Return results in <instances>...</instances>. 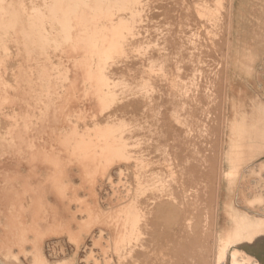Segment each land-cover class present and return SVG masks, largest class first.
Segmentation results:
<instances>
[{"label": "rangeland", "instance_id": "1", "mask_svg": "<svg viewBox=\"0 0 264 264\" xmlns=\"http://www.w3.org/2000/svg\"><path fill=\"white\" fill-rule=\"evenodd\" d=\"M5 1L8 8L12 5L10 9L7 8L8 10L5 7ZM63 1L0 0L1 5L4 6L0 5V17L4 20L0 19L1 22L3 21V23L0 22V264H63L62 262L65 264H264V0H222V2H220L221 0H125V2L118 0L122 4L128 2L129 7L128 4L123 6L117 0H115L117 2L115 4L112 0H86L87 2L66 0L65 3ZM94 1L98 6L94 5L96 7L93 9ZM57 2L59 3L57 4ZM104 2L105 4L107 2L106 6ZM99 3L103 5L101 6ZM119 4H121L119 9L117 7L115 9V6ZM63 5H70L71 8L67 6L63 9ZM89 5H92L93 11ZM99 5L104 7L105 10L102 8L104 12L102 9L99 10ZM72 6L76 12H73ZM78 7L81 13L84 10L82 14L85 16L78 11ZM108 7L111 9L109 10ZM126 7H128L127 10ZM58 8L63 9L64 11L61 12L65 14L61 16L62 13ZM86 8L88 9L86 10ZM95 8L99 14L101 12L105 15L100 14V17H97ZM121 8H125V12L120 10ZM70 9L72 10L70 11ZM9 10H12L13 14ZM118 10L120 13L122 11V14ZM4 13L5 16L6 14L8 16L5 17ZM78 13L81 15L79 16ZM91 13L94 15L93 17L96 16L95 20ZM112 14L113 16H111ZM11 15L16 17L12 16V19ZM64 15L65 17H63ZM68 15L71 16L67 17ZM117 15L119 19H117ZM57 16H60V19L63 18V21H59ZM214 16L216 17L214 18ZM72 17L75 20H72ZM88 17H92L93 22ZM17 18L24 20L21 21ZM30 18L33 20L32 26L27 22L31 21ZM113 18L115 21H112ZM64 19L69 24L71 20L73 21L71 25L67 23V26L64 25L65 30L62 25V23L65 24ZM83 20L86 22L84 25L86 24L85 26L90 29L80 25L81 22H84ZM100 20H105L108 24L105 21H102V23L104 22L102 24ZM88 22L93 23L94 26L98 25L97 28L90 27ZM109 22L117 25L113 26ZM4 23L8 25L5 24V26ZM9 23L11 26L15 25L14 31L10 28ZM22 23L24 30H22ZM124 23L127 24V27ZM206 23H209V26ZM27 24L32 30L26 26ZM135 24L138 29L142 26L141 30L134 27ZM128 25L136 28L134 30L131 27L137 35V40H134L136 36H133L134 33ZM69 26L75 27L72 29ZM99 26H101L102 32L99 30ZM66 27L70 30H67ZM122 27L127 29L123 28L124 32H121L123 31L120 30ZM3 28L6 30L9 28L7 33ZM85 28L88 29L87 32H85ZM93 29L99 31L94 32ZM108 29L109 31H107ZM82 31L86 33V36ZM138 31H140V36ZM141 31L144 33L142 34ZM36 32L38 33L36 34ZM127 32H131L129 37L132 36L135 44L131 40L132 38L127 36ZM78 33H81L80 36L76 35ZM88 33L95 34L89 35ZM96 33L100 38L96 37ZM65 34L64 40L67 41L62 40ZM100 35L102 37L106 35L107 38H102ZM121 35L122 37L127 36L130 40L125 37L127 39L125 42L131 41L132 46L136 45L133 46L135 48L129 46L131 48L128 47V50L129 42L125 43ZM68 36L70 37L67 39ZM120 37L122 38L120 40L124 42L123 45L118 41ZM151 38L156 41L157 45H155V41L154 44L152 43ZM75 39L79 40L76 42ZM96 40L101 44L95 42ZM192 40L201 43L198 45L199 49L196 45L199 43L197 41V43H191ZM172 41L173 43H171ZM115 43H120L122 46L117 44L118 47ZM143 43L145 46H151L152 43L154 47L158 46V48L153 49V45L145 48L142 46ZM148 43L150 44L148 45ZM176 43H183L180 45L181 47L179 46L180 49ZM59 44L62 45L59 46ZM160 44L162 46L159 47ZM168 44L172 46L169 47ZM190 44H193L196 51H193ZM138 45L140 46L138 47ZM142 47L144 55L149 54V57L145 55L146 59L143 52L140 51ZM120 48L122 50H119ZM133 49H136L137 52ZM138 49L142 54H137ZM149 49L153 51L150 52ZM161 49L164 50V53ZM190 49L196 52L192 55L197 59L191 57ZM154 50L158 55L161 51L160 55L152 54ZM198 50L203 53L200 54ZM127 52H133V54L131 53L133 60L130 57L131 54H127ZM174 52H179L180 54L177 53V55L179 54L181 58ZM204 54L206 59L203 58ZM121 55L124 58H121ZM127 55L129 58L125 57ZM173 55L174 58L177 57L174 59ZM177 58L179 61L181 60L182 64L178 61L179 65L175 61ZM113 59H117L115 61L118 62L114 63ZM147 59L150 61L157 59L159 64L154 60L156 65L152 60L155 68L151 66L152 62L150 61L148 66ZM72 60L74 63L71 62ZM110 61L115 64V67ZM140 61H142L141 64ZM143 61L149 70L153 67L151 71H147ZM172 61L176 62L178 67L182 65V68L177 67L176 69V64ZM167 62L171 64V67L170 64L168 66L164 64ZM184 62L189 64L186 65ZM142 63L146 73L145 69H141ZM192 64H196V66L193 67ZM110 65L115 69H111ZM128 65L130 66L127 67ZM133 65L136 67L134 68ZM159 65L161 67H158ZM118 66L121 67L120 70ZM124 66L126 69H123ZM100 67L102 72H100ZM103 68L105 69L103 70ZM167 68L171 74L166 72ZM173 68L176 72L180 69L179 72L181 71L180 74L183 76L175 73ZM153 69L156 74L160 70L167 73L168 79L164 76L161 78V72L158 75L161 78L159 80L165 79L166 82H163L166 83V87L162 81H156L159 77L155 78L157 76L155 72V77L154 74H150L153 73ZM183 69L189 72L187 73ZM113 70L115 73L112 75L116 78L115 81L110 75L114 72ZM127 70H129L128 73L131 72L124 75L127 74L125 72ZM104 71L105 74L108 72L111 79L108 74L105 77ZM140 73H145V75L140 76ZM121 74L123 75L121 76ZM135 74L140 79L134 76ZM194 74L195 76L198 74L194 79L199 84L193 81ZM118 75L121 78L118 79ZM129 75L131 80L134 77L137 78V84L132 82L135 80H125V78H129ZM200 75L203 78H200ZM152 76L154 78L150 79ZM178 78L182 80V82L179 81L181 84L178 83L179 88L176 81ZM117 79L119 81L121 79V82L116 81ZM147 81L151 84L148 85ZM104 82L106 86L103 84ZM115 82L119 85H115ZM142 82L147 83L144 84L148 85V88L150 87L149 90L144 84L141 85ZM189 82L190 86H188ZM120 83L122 85L130 83L131 89L130 85L120 86ZM104 86L106 89H110L109 91L112 86L113 90H117L116 87H118L117 91H122L123 87H126V91L131 92L135 99L130 94H126L125 90L117 95L116 90L113 94L114 91L108 92ZM143 86L145 90H143ZM184 87L187 89L184 90ZM173 88L176 98L169 102L167 98H174L169 95L175 93ZM146 90L150 92L149 94H154L147 96ZM202 90L204 94H201ZM105 94H108V97ZM120 94L121 98L125 94L124 98L127 99L123 101V98L120 102ZM138 94H142L141 97ZM145 94L146 98L143 97ZM159 94L160 96H158ZM164 94H168L169 97L164 99L166 97ZM189 95L195 99H190ZM117 96H119L120 103L117 101ZM130 96L136 101L134 102ZM103 97L112 98L119 104L111 99L106 101V98ZM144 98L147 100L144 101ZM182 99H187L190 104L185 106L187 101ZM50 100L55 101L56 105ZM143 102L146 103V107H143ZM148 102L151 104L148 105ZM112 103L117 106H112ZM110 105L111 107H109ZM147 105L149 107L152 105L151 114L149 113L150 108L147 110ZM183 106L185 107L183 108ZM115 108L116 111L118 110L117 112H115ZM167 108L179 112V115L174 112L178 116L183 114L178 117V122H175L174 119L170 120L171 115L168 118L167 114L170 111L168 109L167 113ZM182 108L184 110L180 111ZM186 108L187 111H185ZM146 111H148V115ZM111 112H115L112 113L113 118L111 117L113 123L108 119L110 117L105 116H111ZM136 113L138 117H136ZM141 113H143V117H141ZM202 115H204L203 118ZM144 116L148 119L153 118V121L149 122ZM184 116L187 120L184 119ZM106 118L108 123H104ZM142 119L147 122L140 121ZM120 120H122V125L119 123ZM129 120L131 121L129 122ZM144 123H147L148 126L150 124L156 130L153 128L149 130L148 128L151 127ZM112 124L115 127L111 126ZM143 124L145 128H143ZM155 124L158 127L154 126ZM189 124L191 125L189 126ZM130 125L133 127L131 128ZM172 125L176 127V131L180 130L176 134L177 137L174 138L175 134L173 133L176 132H173L175 127ZM105 126L112 128L104 129ZM169 127L173 130L171 131ZM138 128L139 130H137ZM111 129L112 131H110ZM123 129H126V134ZM143 129L145 130L143 131ZM104 130H108L110 133L107 131L105 133ZM113 130L117 132L114 133ZM118 133L122 136V141ZM113 134L115 135L113 136ZM185 136L186 138H184ZM97 140H100L99 143ZM126 142L132 146V149L134 147V150L131 147L129 149ZM100 143L104 144L101 145L103 149L104 147H108V149L104 151L102 147L98 146ZM133 144L136 145L133 146ZM117 145H120L119 149ZM122 145H124V149H122ZM112 147L113 149L117 147L120 151L123 150L121 153L124 155L120 151L114 150L120 154L115 153ZM133 155L136 156L133 157ZM125 157H130V159L133 157V159L122 160ZM151 159L152 162H150ZM107 170L110 172L108 173ZM162 171H165V176ZM152 172L157 177L156 179L153 178ZM167 173L168 176H166ZM151 175L154 180L149 179ZM158 178H160V183ZM161 178L163 181L167 178V182L162 181L161 183ZM139 182L140 186H138ZM155 182L158 184L155 185ZM138 190L142 194L138 193ZM142 190L147 192L144 193ZM144 204L145 206H143ZM128 212L131 213V216ZM128 217L132 219L130 220ZM125 219L130 220L127 228L128 230L131 228L132 233L125 232L127 231ZM238 229L240 231L237 232L238 236L249 237L251 240L242 239L237 241L238 243L232 242L229 246L230 252L226 256L227 236ZM234 238L237 239V235ZM21 239H23L22 242ZM16 243L20 244L16 245ZM1 249L5 250V253L1 252ZM40 255L43 258L41 261L39 260Z\"/></svg>", "mask_w": 264, "mask_h": 264}, {"label": "bare ground", "instance_id": "2", "mask_svg": "<svg viewBox=\"0 0 264 264\" xmlns=\"http://www.w3.org/2000/svg\"><path fill=\"white\" fill-rule=\"evenodd\" d=\"M64 1H66V0H64ZM64 1H63V2H64ZM80 1H81V0H80ZM83 1L85 2L86 0H83ZM99 1H100V0H99ZM103 1H104V0H103ZM105 1H106V0H105ZM110 1H111V0H110ZM112 1H114V3H113V2H112V3L115 4L116 1H115V0H112ZM119 1H120V0H119ZM119 1L117 0V2H119ZM126 1H127V0H126ZM134 1H135V0H134ZM219 1H220V0H219ZM16 2H17V1H16ZM66 2H67V1H66ZM86 2H87V1H86ZM95 2H96V1H94L93 6L91 5V6L93 7V9H94V7H96V6H94V5H97V4H95ZM117 2H116V3H117ZM121 2H125V0H124V1L121 0ZM121 2H119V3H121ZM220 2H222V0H221ZM223 2H224V1H223ZM7 3H8V2H7ZM58 3H59V2H57V4H58ZM64 3H65V2H64ZM102 3H103V2H102ZM2 4H4V3H2ZM5 4H6V1H5ZM60 4H61V1H60V3L58 4V7H59V8H60V6H61ZM66 4H67V3H66ZM66 4H65V5H66ZM74 4H75V3H74ZM82 4H83V3H82ZM99 4H100V3H99ZM104 4H105V2H104ZM106 4H107V2H106ZM106 4H105V6H106ZM121 4H122V3H121ZM121 4H119L118 6H115V9H116V7L118 8ZM124 4H126V3H124ZM124 4H122V5L125 6ZM127 4H128V2H127ZM127 4H126V5H127ZM0 5H1V3H0ZM10 5H11V4H10ZM59 5H60V6H59ZM85 5H87V4H85ZM100 5L102 6L103 4H100ZM100 5H99V7H100ZM116 5H117V4H116ZM212 5H213V4H212ZM1 6H2V5H1ZM1 6H0V7H1ZM11 6H12V5H11ZM11 6H10V7H11ZM67 6H70V5H67ZM67 6H64V5H63L62 7H63V9H64V8L67 7ZM78 6H79V5H78ZM89 6H90V5H89ZM89 6H88V8H89ZM91 6H90V8H91ZM97 6H98V5H97ZM107 6H108V5H107ZM123 6H122V7H123ZM127 6L129 7V4H128ZM203 6H204V5H203ZM224 6H225V5H224ZM2 7H4V6H2ZM5 7H6V9L8 8V7H7V4H6ZM10 7H9L8 9H10ZM62 7H61V8H62ZM72 7H73L72 9L74 10L73 12H76V11H75L76 9H74V6H72ZM128 7H126V10H127ZM214 7H215V6H214ZM225 7H226V6H225ZM38 8H39V7H38ZM59 8H58V9H59ZM68 8H71V6L68 7ZM76 8H77V6H76ZM82 8H85V7H82ZM88 8H86V10H87ZM90 8H89V9H90ZM102 8L104 9V7H100L99 10H101ZM105 8H107V7H105ZM8 9H7V10H8ZM19 9H20V7H19ZM24 9H25V8H24ZM63 9H59L60 12H61ZM72 9H70V11H71ZM80 9H81V8H80ZM95 9H96V12H97V14H98V15H96L97 17H100V16H99L100 14H102L103 16L105 15L104 13H101V12H100V14H99L97 8H95ZM103 9H102V12H104ZM108 9H109V7H108ZM110 9H111V8H110ZM110 9H109V10H110ZM118 9H119V8H118ZM217 9H218V8H217ZM2 10H3V8H2ZM2 10H1V11H2ZM7 10H6V11H7ZM12 10H13V9H12ZM12 10H9V11L13 14ZM82 10H83V9H82ZM91 10H92V8H91ZM104 10H105V9H104ZM120 10H124V12H125V8H124V9L121 8ZM227 10H228V9H227ZM227 10H226V11H227ZM3 11H5V10H3ZM3 11H2V12H3ZM56 11H57V10H56ZM63 11H64V10H63ZM78 11H80V13H81V10H79V7H78ZM83 11H84V10H83ZM83 11H82V13H83ZM92 11H93V10H92ZM213 11H215V10H213ZM217 11H218V10H217ZM10 12H9V13H10ZM30 12H31V11H30ZM30 12H29V13H30ZM38 12H39V11H38ZM51 12H52V11H51ZM57 12H58V11H57ZM87 12H88V11H86V13H87ZM94 12H95V11H94ZM94 12H93V14H95ZM114 12H115V11H114ZM114 12H113V13H114ZM118 12H119V10H118ZM11 13H10V14H11ZM17 13H18V12H17ZM61 13H62V12H61ZM67 13H68V11H67ZM71 13H72V12H71ZM82 13H81V14H82ZM84 13H85V12H84ZM89 13H90V12H89ZM119 13H120V12H119ZM119 13H118V14H119ZM224 13H225V12H224ZM227 13H229V12H227ZM20 14H21V12H20ZM30 14L33 15L32 13H30ZM43 14H44V13H43ZM59 14H60V13H59ZM59 14H58V15H59ZM63 14H65V13L63 12V13L61 14V16H62ZM68 14H69V13H68ZM72 14H74V13H72ZM72 14H71V15H72ZM81 14H80V15H81ZM87 14H88V13H87ZM87 14H86V15H87ZM91 14H92V13H91ZM93 14H92V17L94 16ZM106 14L109 16L108 13H106ZM115 14H116V13H115ZM120 14H122V11H121ZM216 14H218V13H216ZM220 14H221V13H220ZM1 15H2V13H1ZM54 15H55V14H54ZM56 15H57V14H56ZM66 15H67V14H66ZM71 15H68L67 17H70ZM78 15H79V13H78ZM80 15H79V16H80ZM82 15H84V14H82ZM102 15H101V16H102ZM2 16H3V15H2ZM4 16H5V13H4ZM7 16H8V15L6 14L5 17H7ZM12 16H13V15H11V17H12ZM29 16H30V15H29ZM72 16H74V15H72ZM84 16H85V15H84ZM84 16H83V17H84ZM88 16H90V15L88 14ZM96 16H95V17H96ZM111 16H113V14H112ZM114 16H115V15H114ZM117 16H118V15H117ZM225 16H227V15H225ZM13 17H14V16H13ZM13 17H12V19H13ZM15 17H16V16H15ZM15 17H14V18H15ZM32 17H33V16H32ZM40 17H41V16H40ZM57 17H59V18H58L59 21L63 19V18L60 19V16H57ZM63 17H65V15H64ZM92 17H88V18H91V21H92ZM95 17H93V19H94ZM121 17H122V15H121ZM215 17H216V16H214V18H215ZM220 17H221V16H220ZM228 17H229V16H228ZM53 18H54V17H53ZM107 18H108V17H107ZM116 18H117V17H116ZM116 18H115V19H116ZM0 19L3 20V18H1V17H0ZM4 19H5V18H4ZM17 19H19V18H17ZM17 19H16V20H17ZM21 19H22V18H21ZM21 19H19V20H21ZM33 19H34V18H33ZM65 19H66V18H65ZM65 19H64V23H65V24L62 23L63 26L66 25V23H67V22H65ZM81 19H85V18H81ZM86 19H87V18H86ZM86 19H85V20H86ZM99 19H100V18H99ZM105 19H106V17H105ZM117 19H119V16H118ZM122 19H123V17H122ZM122 19H121V20H122ZM216 19H217V18H216ZM6 20H7V18H6ZM10 20H11V19L9 18V21H10ZM19 20H17V21H19ZM23 20H24V19H23ZM23 20H21V21H23ZM30 20H31V21L28 20L27 22L31 24V22H32L33 20H32L31 18H30ZM42 20H44V19H42ZM69 20H70V19H69ZM72 20H75V19H73V17H72ZM72 20H71L70 24H69V23H67V24H68V25H71V23L73 22ZM85 20H83V21H84L83 23H82V22H81V23L79 22L80 25L82 24L81 26H83L84 23H86ZM87 20H88V19H87ZM94 20H95V19H94ZM96 20L98 21V18H97ZM106 20H107V19H106ZM124 20H125V19H124ZM214 20H215V19H214ZM217 20H218V19H217ZM3 21H4V20H3ZM3 21L1 22V20H0L1 23H3ZM12 21H13V20H12ZM12 21H11V22H12ZM59 21H58V22H59ZM62 21H63V20H62ZM62 21H61V22H62ZM100 21H101V23H102V21H105V20H100ZM110 21H111V20H110ZM112 21H115L114 18H113ZM125 21H126V20H125ZM223 21H224V19H223ZM13 22H14V21H13ZM92 22H93V21H92ZM105 22H107V21H105ZM118 22H119V20H118ZM135 22H136V21H135ZM214 22H215V21H214ZM214 22H213V23H214ZM218 22H220V21H218ZM14 23H16V22H14ZM18 23H20V22H18ZM37 23H38V22H37ZM54 23H55V22H54ZM88 23H89V22H88ZM88 23H87V24H88ZM94 23H97V22H94ZM103 23H104V22H103ZM103 23H102V24H103ZM109 23H112V22H109ZM119 23H120V22H119ZM127 23L129 24L128 20H127ZM130 23H131V22H130ZM132 23H133V22H132ZM136 23H138V22H136ZM5 24H7V23H4V25H5ZM9 24H10V26H11V23H9ZM12 24H13V23H12ZM42 24H44V23H42ZM55 24H57V23H55ZM55 24H54V25H55ZM74 24H75V23H74ZM92 24H93V23H92ZM92 24L89 23L90 27L92 26V28H94V27L97 28L98 25H97V26H94V25H92ZM102 24H101V26H102ZM107 24H108V22H107ZM120 24H122V23H120ZM124 24H125V26L127 25L126 23H124ZM142 24H143V23H141V25H142ZM206 24H207V23H206ZM208 24H209V23H208ZM208 24H207V25H208ZM214 24H216V23H214ZM220 24H221V23H220ZM7 25H8V24H7ZM15 25H17V23H16ZM15 25H14V26L12 25L10 28L13 29V27H15ZM18 25H19V24H18ZM22 25H23V23H22ZM38 25H39V24H38ZM57 25H58V24H57ZM76 25H77V24H76ZM76 25H75V26H76ZM80 25H79V26L77 25V26H78V27H81ZM85 25H86V24H85ZM85 25H84V26H85ZM104 25H105V24H104ZM112 25H113V26H116L117 24L114 25V24L112 23ZM170 25H172V24H170ZM221 25H223V24H221ZM2 26H3V25H2ZM2 26H1V29H2ZM5 26H6V25H5ZM26 26H28V28H30L28 24H27ZM31 26H32V24H31ZM33 26L35 27L36 25H33ZM63 26H62V27H63ZM66 26H67V25H66ZM75 26H73V27L69 26V27H71V28L73 29ZM93 26H94V27H93ZM101 26H99L98 28H100ZM109 26H110V25H109ZM118 26H120V25L118 24ZM118 26H117V27H118ZM122 26H124V25L122 24ZM133 26L135 27L136 24L133 25ZM139 26H140V25H139ZM142 26H143V25H142ZM142 26H140V29H138L137 26H136V28H137L138 30H141ZM144 26H145V25H144ZM146 26H147V25H146ZM148 26H150V25H148ZM173 26H174V25H173ZM177 26H178V25H177ZM208 26H209V25H208ZM223 26H224V25H223ZM7 27H8V26H7ZM45 27H46V26H45ZM59 27H60V25H59ZM62 27H61V28H62ZM69 27H68V28H69ZM85 27H87V26H85ZM102 27H104V26H102ZM106 27H107V26H106ZM111 27H112V26H111ZM117 27H115V28L117 29ZM120 27H121V26H120ZM126 27H127V26H126ZM126 27H122V29H120V30H123V28L127 29ZM128 27H129V25H128ZM131 27H132V26H131ZM131 27H129V28H131ZM134 27H132V28L134 29ZM16 28H17V27H16ZM23 28H24V25H23V27H22V30H24ZM36 28H37V27H36ZM43 28H44V25H43ZM87 28H88V27H87ZM107 28H109V27H107ZM115 28H114V29H115ZM132 28H131V29H132ZM136 28H135V29H136ZM190 28H191V27H190ZM213 28H214V27H213ZM3 29H4V28H3ZM33 29L35 30V28H33ZM66 29H67V27H66ZM76 29H77V28H76ZM79 29H80V28H79ZM88 29H90V28H88ZM88 29H87V30H88ZM103 29H104V28H103ZM116 29H115V30H116ZM133 29L131 30L132 32H133ZM135 29H134V30H135ZM171 29H172V28H171ZM183 29H184V28H183ZM187 29L189 30V28H187ZM191 29H193V28H191ZM191 29H190V30H191ZM208 29H210V28L208 27ZM7 30H9V28H8ZM7 30H6V28H5V29H4V32L6 31L5 33H7ZM30 30H32V29L30 28ZM38 30H39V29H38ZM63 30H65V26H64V29H63ZM67 30H70V29H67ZM74 30H75V29H74ZM85 30H86V28H85ZM85 30H84V31H85ZM87 30H86L85 32H87ZM96 30H98V29H96ZM96 30L93 29L94 32H96ZM99 30L101 31V28H100ZM99 30H98V31H99ZM117 30H118V29H117ZM173 30H174V29H173ZM216 30H217V29H216ZM13 31H14V29H13ZM28 31H29V30H28ZM28 31H27V32H28ZM35 31H36V30H35ZM40 31H41V30H40ZM80 31H81V30H80ZM80 31H79V32H80ZM90 31H91V30H90ZM103 31H104V30H103ZM107 31H109V29H108ZM107 31H105V32H107ZM129 31H130V30H129ZM166 31H167V30H166ZM186 31H187V30H186ZM186 31H185V32H186ZM8 32H9V31H8ZM22 32H23V31H22ZM30 32H31V31H30ZM33 32H34V31H33ZM41 32H43V31H41ZM41 32H39V33H41ZM45 32H46V31H45ZM63 32H64V31H63ZM73 32H74V31H73ZM82 32H83V31H82ZM101 32H102V31H101ZM121 32H124V30L121 31ZM125 32H126V31H125ZM136 32H137V31H136ZM139 32H140V31H138V33H139ZM169 32H170V31H169ZM192 32H193V31H192ZM192 32H191V33H192ZM37 33H38V32H36V34H37ZM57 33H58V32H57ZM60 33H61V31H60ZM60 33H59V34H60ZM65 33H66V32H65ZM83 33H84V32H83ZM83 33H82V34H83ZM130 33H131V32H130ZM130 33L127 32V34H128L127 36H128V37H129V35H131ZM133 33H134V32H133ZM141 33H142V31H141ZM143 33H144V32H143ZM143 33H142V34H143ZM187 33H188V32H187ZM14 34H15V32H14ZM24 34H26V33H24ZM27 34L29 35V33H27ZM41 34H42V33H41ZM44 34H45V33H44ZM44 34H43V37H44ZM61 34H63V33H61ZM61 34H60V36H61ZM66 34H67V33H66ZM66 34L64 35V38H63V39H62V37H61L62 40L65 39ZM80 34H81V33H80ZM80 34L78 33V34H76V35H79V36H80ZM84 34H85V36H86V33H84ZM88 34L90 35V34H95V33H88ZM107 34H108V33H107ZM119 34H120V32H119ZM173 34H174V33H173ZM188 34H189V33H188ZM188 34H187V35H188ZM193 34H194V32H193ZM220 34H221V33H220ZM69 35H70V33H69ZM76 35H75V36H76ZM101 35H102V33H101ZM101 35H100V36H101ZM144 35H145V34H144ZM181 35H182V34H181ZM184 35H185V34H184ZM184 35H182V36H184ZM189 35H190V34H189ZM31 36H32V35H31ZM39 36H40V35H39ZM93 36H94V35H93ZM93 36H92V37H93ZM97 36H98V35H97V33H96V37H97ZM113 36H114V35H113ZM127 36H125V37L127 38ZM133 36H134V37L136 36V38H134V40H137V35H136L135 33L133 34ZM139 36H140V33H139ZM145 36H146V35H145ZM157 36H158V35H157ZM198 36H199V35H198ZM212 36H213V35H212ZM24 37H25V35H24ZM37 37H38V35H37ZM40 37L42 38V36H40ZM40 37H39V38H40ZM56 37L58 38V36H56ZM69 37H70V36H68L67 39H68ZM82 37H84V36H82ZM89 37H90V36H89ZM98 37H99V36H98ZM101 37H102V36H101ZM103 37H106V38H107L106 35L103 36ZM103 37H102V38H103ZM115 37H116V36H115ZM117 37H118V35H117ZM121 37H122V35H121ZM121 37L118 38L119 40H118V39H117V40L120 41V42L122 43V45L124 44L125 40L129 39L130 37L132 38V36H130L129 38L125 39V37L123 36V37H122V38H124V39H123L124 42H123L122 40H120V39H122ZM149 37H150V34H149ZM153 37H154V36H153ZM155 37H156V36H155ZM158 37H159V36H158ZM185 37H186V36H185ZM188 37H189V36H188ZM188 37H187V38H188ZM202 37H203V35H202ZM27 38H28V36H27ZM33 38H35V37H33ZM78 38H79V37H78ZM99 38H100V37H99ZM99 38H97V39H99ZM106 38H104V39H106ZM179 38H180V37H179ZM190 38H191V37H190ZM193 38H195V37H193ZM70 39H71V38H70ZM72 39H73V38H72ZM95 39H96V38H95ZM145 39H147V38H145ZM176 39H177V38H176ZM176 39H175V40H176ZM184 39H185V38H184ZM195 39H198V38H195ZM27 40H28V39H27ZM52 40H53V39L51 38V41H52ZM78 40H79V39H78ZM78 40H77V41H78ZM81 40H82V39H81ZM83 40H84V39H83ZM88 40H89V39H88ZM129 40H130V39H129ZM131 40L133 41L134 44L136 43V42L133 40V38H132ZM138 40H139V39H138ZM151 40L153 41L152 43L154 44V41H155V40H153L152 38H151ZM189 40H190V39H189ZM214 40L216 41V39H213V41H214ZM221 40H222V38H221ZM42 41L44 42L43 39H42ZM64 41H67V40H64ZM72 41H73V40H72ZM75 41H76V39H75ZM77 41H76V42H77ZM93 41H94V37H93ZM104 41H105V40H104ZM139 41H140V40H139ZM139 41H138V44H139ZM159 41H160V40H159ZM180 41H181V40H180ZM185 41H186V40H185ZM196 41H197V40H195V42H194V40H192L191 43H192V42L197 43L198 41H197V42H196ZM217 41H218V40H217ZM34 42H35V39H34ZM39 42H40V41H39ZM46 42H47V41H46ZM68 42H69V41H68ZM81 42H82V41H81ZM85 42H87V41H85ZM95 42H98V44H99L100 41H97V40H96ZM112 42H113V41H112ZM114 42H116V41L114 40ZM127 42H129V41H127ZM127 42H125V43H127ZM130 42H131V41H130ZM130 42H129V44L127 45V49H128L129 46H131V47L136 46V45H133V46H132V45H131L132 42H131V43H130ZM141 42H142V41H141ZM157 42H158V41H157ZM160 42H161V41H160ZM160 42H159V43H160ZM168 42H169V41H168ZM35 43H36V42H35ZM37 43H38V42H37ZM51 43H52V42H51ZM57 43H59V42H57ZM133 43H132V44H133ZM152 43H151V46L153 45ZM159 43H158V44H159ZM169 43H170V42H169ZM171 43H173V41H172ZM180 43H181V42H180ZM198 43H199V42H198ZM42 44H43V43H42ZM42 44H41V45H42ZM64 44H65V43H64ZM66 44H67V43H66ZM72 44H73V43H72ZM96 44H97V43H96ZM100 44H101V42H100ZM115 44H116V43H115ZM115 44H114V45H115ZM117 44L120 45V43H117ZM117 44H116V45H117ZM145 44H146V43H145ZM149 44H150V43H148V45H149ZM162 44H164V43H162ZM176 44H177V43H176ZM182 44H183V43H182ZM182 44H177V45H178L177 47L180 49V47H181L180 45H182ZM200 44H201V43L196 44V45H197V49H199V48H198V45H200ZM215 44H216V43H215ZM219 44H220V43H219ZM35 45H36V44H35ZM45 45H46V44H45ZM54 45H55V43H54ZM60 45H62V44H59V46H60ZM74 45H75V44H74ZM122 45H120V46H122ZM140 45H141V43H140ZM140 45H138V47H139ZM155 45H157L156 41H155ZM168 45H169V44H168ZM184 45H186V44H184ZM184 45H183V46H184ZM188 45H189V44H188ZM190 45H191V44H190ZM192 45H193V44H192ZM192 45H191V46H192ZM50 46H51V45H50ZM66 46H67V45H66ZM70 46H71V43H70ZM99 46H100V45H99ZM117 46H118V45H117ZM142 46H144L145 48H146V47H148V48L151 47V46H145L144 43H143ZM160 46H162V45L160 44L159 47H160ZM170 46H172V45H169V47H170ZM179 46H180V47H179ZM194 46H195V45H194ZM39 47H40V46H39ZM42 47H43V46H42ZM45 47H46V46H45ZM72 47H73V46H72ZM118 47H119V46H118ZM118 47H117V48H118ZM124 47L126 48V46H124ZM124 47H122V48H124ZM131 47H129V48H131ZM152 47H153V49H157V48H158V46H157V48H156V47H154V45H153ZM174 47H176V46H174ZM185 47H186V46H185ZM201 47H202V46H201ZM49 48H50V47H49ZM60 48H61V47H60ZM64 48H66V47H64ZM73 48H75V47H73ZM73 48H70V49L72 50ZM78 48H79V47H78ZM110 48H111V47H110ZM114 48L116 49L115 46H114ZM133 48H135V47H133ZM186 48H187V47H186ZM186 48H185V49H186ZM192 48H193V46H192ZM192 48H191V49H192ZM206 48H207V47H206ZM58 49H59V48H58ZM58 49H56V50H58ZM136 49H137V47H136ZM136 49H133V50H135V51L137 52ZM162 49H163V48H162ZM162 49H161V51H162ZM167 49H168V48H167ZM175 49H176V48H175ZM191 49H190L189 51L191 52L190 55H191V57H192V56L194 55V53H196V52H193V51L195 50L194 48H193V51H191ZM201 49H202V48H201ZM45 50H47V49L45 48ZM119 50H122V49L120 48ZM123 50H125V49H123ZM128 50H129V49H128ZM130 50H131V49H130ZM181 50H182V49H181ZM59 51H60V49H59ZM62 51H63V50H62ZM62 51H61V52H62ZM73 51H74V50H73ZM115 51L117 52V50H115ZM115 51H114V52H115ZM138 51H139V49H138ZM140 51L143 52V47H142V50L140 49ZM140 51H139L137 54L141 53ZM144 51H146V50H144ZM149 51L151 52V51H153V50H152V49H151V50L149 49ZM149 51H146V53H149ZM161 51H160V53H161ZM177 51H178V50H177ZM195 51H196V50H195ZM198 51H199V50H198ZM198 51H197V54H198ZM200 51H201V50H200ZM200 51H199V52H200ZM202 51H203V50H202ZM74 52H75V51H74ZM119 52H121V51H119ZM128 52H129V51H128ZM128 52H127V54H131V53L133 54V52H131V53H128ZM154 52H155V50H154ZM154 52H153L152 54H156V53H157V52H155V53H154ZM162 52L164 53V50H163ZM179 52H181V51L179 50ZM179 52H174V53H176V55H177V53H179ZM63 53H64V52H63ZM124 53H125V51H124ZM160 53H159V55H160ZM163 53H162V54H163ZM174 53H173V54H174ZM192 53H193V55H192ZM202 53H203V52H202ZM202 53L200 52V54H202ZM118 54H119V53H118ZM120 54H121V53H120ZM132 54H131L130 57H132ZM141 54H142V53H141ZM150 54H151V53H150ZM162 54H161V56H162ZM179 54H180V53H179ZM179 54H178L177 56H179ZM205 54H206V53H205ZM205 54H204V57H203V58H205ZM122 55H124V54H122ZM122 55H121L120 57H121V58H124V57H122ZM143 55H144V52H143ZM143 55H142V56H143ZM145 55H146V54H145ZM145 55H144V56H145ZM156 55H158V54H156ZM159 55H158V56H159ZM174 55H175V54H174ZM174 55H173V58H174ZM64 56H65V54H64ZM111 56H112V55H111ZM133 56H134V55H133ZM146 56L149 57V54H147ZM146 56H145V59H146ZM158 56H157V57H158ZM177 56H176V57H177ZM183 56H184V55H183ZM70 57H71V56H70ZM115 57H116V55H115ZM125 57H126V58H129V55H127V56H125ZM157 57H156V58H157ZM176 57H175V58H176ZM179 57H180V56H179ZM184 57H185V56H184ZM193 57H195V58L197 59L196 56H193ZM193 57H192V58H193ZM207 57H208V55H207ZM101 58H102V57H101ZM112 58H113V56H112ZM117 58H118V56H117ZM121 58H119V59H121ZM140 58H142V57H140ZM175 58H174V59H175ZM180 58H181V57H180ZM199 58H200V56H199ZM201 58H202V56H201ZM77 59H78V58H77ZM102 59H103V58H102ZM133 59H134V58L132 57V60H133ZM143 59H144V58H143ZM145 59H144V60H145ZM169 59H170V58H169ZM182 59H183V58H182ZM189 59H191V58L189 57ZM205 59H206V58H205ZM95 60H97L96 57H95ZM109 60H110V59H109ZM113 60H114V59H113ZM115 60H117V59H115ZM115 60H114V63H115V62H118V61H115ZM124 60H125V59H124ZM138 60H139V59H138ZM152 60H153V59H151V61H150V59H147V61H148V66H149V64H150L149 61L152 62ZM154 60H155V59H154ZM154 60H153V61H154ZM170 60H173V59L171 58ZM191 60H192V59H191ZM199 60H200V59H199ZM199 60H198V61H199ZM203 60H204V59H203ZM68 61H69V60H68ZM103 61H104V59H103ZM130 61H131V59H130ZM130 61H129V62H130ZM135 61H136V60H135ZM135 61H134V62H135ZM155 61H157V59H156ZM155 61H154V63H155ZM166 61H169V60L166 59ZM173 61H174V60H173ZM173 61H172V63L176 64V69H177V67H178V66H177V63H178V61H179L178 58H177V60H175V61H177V63H176V62H173ZM192 61H193V60H192ZM43 62H44V61H43ZM71 62H73V60H72ZM94 62H95V61H94ZM96 62H97V61H96ZM107 62H108V61H107ZM110 62H111V61H110ZM141 62H142V61H140V64H141ZM145 62H146V61H145ZM170 62H171V61H170ZM179 62H181V60H180ZM186 62H187V61H186ZM186 62H184V63L186 64ZM201 62H202V60H201ZM205 62H206V60H205ZM11 63H12V62H11ZM73 63H74V62H73ZM111 63H112V62H111ZM119 63H120V62H119ZM119 63H118V65H119ZM143 63H144V61H143ZM143 63H142V66H143ZM154 63L152 62L151 66L154 67V65H153ZM157 63L159 64V61H157ZM157 63H155V64L157 65ZM167 63H168V64H167ZM167 63H164V64H166V66H168L170 63H169V62H167ZM190 63H192V62H190ZM67 64H68V62H67ZM67 64H66V65H67ZM70 64H71V63H70ZM94 64H95V63H94ZM96 64H97V63H96ZM103 64H104V62H103ZM128 64H129V63H128ZM132 64H133V63H132ZM137 64H138V61H137ZM137 64H136V65H137ZM160 64H161V62H160ZM178 64H179V63H178ZM181 64H182V62H181ZM188 64H189V63H188ZM188 64H186V65H188ZM202 64H203V63H202ZM204 64H205V63H204ZM64 65H65V64H64ZM72 65L74 66V64H72ZM76 65H77V63H76ZM76 65H75V67H77ZM107 65H108V64H107ZM107 65H106V66H107ZM112 65L115 67V64L112 63ZM134 65H135V64H134ZM134 65H133V66H134ZM145 65H146V63H144V66H145ZM179 65H180V64H179ZM192 65H193V64H192ZM194 65L196 66V64H194ZM194 65H193V67H194ZM198 65H199V63H198ZM198 65H197V68H198ZM68 66H69V65H68ZM93 66L95 67V65H93ZM116 66H117V65H116ZM122 66H123V65H122ZM125 66H126V65H125ZM125 66L123 67V69H126ZM129 66H130V65H128L127 67H129ZM140 66H141V65H140ZM144 66H143V67H144ZM181 66H182V65H181ZM181 66H180V67H181ZM44 67H45V66H44ZM107 67H108V66H107ZM107 67H105V68H107ZM131 67H132V66H131ZM131 67H130V68H131ZM135 67H136V66H134V68H135ZM137 67H138V66H137ZM143 67H142L141 69H145L146 66H145L144 68H143ZM153 67H151L150 70L146 67V68L148 69L147 71H151ZM158 67H161V65H159ZM158 67H156V68H158ZM163 67H164V66H163ZM170 67H171V64H170ZM172 67H174V66H172ZM180 67H178V68H180ZM190 67H191V66H190ZM204 67H205V66H204ZM71 68H72V67H71ZM92 68H93V67H92ZM105 68H103V70H104ZM110 68L112 69L113 67H111V65H110ZM116 68H117V67H116ZM120 68H121V67L118 66V69H119V70H120ZM130 68H129V69H130ZM132 68H133V67H132ZM134 68H133V69H134ZM138 68H139V67H138ZM138 68H137V69H138ZM154 68H155V67H154ZM165 68H166V67H165ZM181 68H182V67H181ZM46 69H48V68H46ZM76 69H77V68H76ZM78 69H79V68H78ZM107 69H108V68H107ZM113 69H115V68H113ZM162 69H163V68H162ZM192 69H194V68H192ZM202 69H203V68H202ZM109 70H110V69H109ZM130 70H131V69H130ZM163 70H164V69H163ZM163 70H162V72H161V70H160V71L157 70V71H158V72H157L158 74H156V72H155L154 69H153V73L151 72L150 74H154V72H155V74H156L157 76L155 77V74H154L153 76H154L155 78H157V77H159L158 75H160L159 73L161 72V73H162L161 78L164 76V78H167V79H168L169 77L167 76V73L169 72V73L171 74V71L168 70V68H167V71H166L167 73L165 74V73L163 72ZM165 70H166V69H165ZM173 70H174L175 73H177V74L179 73V75H182V76H183V74H180L181 71L179 72L180 69L178 70V72H176L174 68H173ZM181 70H182V69H181ZM183 70H185V69H183ZM195 70H197V69H195ZM198 70H199V69H198ZM71 71H72V70H71ZM77 71H78V70H77ZM107 71H108V70H107ZM107 71H106V72H107ZM113 71H114V70H113ZM117 71H118V70H117ZM122 71L124 72V70H122ZM128 71H129V70L125 71V72H127V74H124L123 72H122V73H123L124 75H128V74L131 72V71H130V72L128 73ZM133 71H135V69H134ZM133 71H132V72H133ZM138 71H139V70H138ZM145 71H146V69L144 70V72H145ZM147 71H146V72H147ZM191 71H192V70H191ZM199 71H201V69H200ZM80 72H81V71H80ZM100 72H102L101 67H100ZM108 72H109V71H108ZM108 72H107V74H108ZM111 72H112V71H111ZM120 72H121V71H120ZM146 72H145V73H146ZM185 72H187V71L185 70ZM188 72H189V71H188ZM188 72H187V73H188ZM46 73H47V72H46ZM114 73H115V71L112 72L110 75H112V74H114ZM134 73H136V72H134ZM134 73H133V74H134ZM145 73H143V74L145 75ZM163 73H164V75H163ZM169 73H168V74H169ZM102 74H103V73H102ZM104 74H105V71H104ZM104 74H103V75H104ZM107 74H105V77H106ZM123 74H121V76H122ZM140 74H141L140 76L143 75L142 73H140ZM177 74H176V76L179 77V75H177ZM184 74H185V73H184ZM199 74H200V73H199ZM70 75H72L71 72H70ZM78 75H79V73H78ZM110 75L108 74L109 78L111 77ZM131 75H132V73H131ZM144 75H143V76H144ZM197 75H198V74H197ZM197 75H196V76H197ZM201 75H202V74H201ZM201 75H200V78H203ZM100 76H102V75H100ZM112 76H113V75H112ZM115 76H116V75H115ZM118 76H119V75H118ZM134 76L137 77V74H135ZM153 76H152V78L150 77V79H153V78H154ZM165 76H166V77H165ZM174 76H175V75H174ZM187 76H188V75H187ZM194 76H195V74H194ZM194 76H193V81H195V79H196V76H195V77H194ZM69 77H70V76H69ZM103 77H104V76H103ZM105 77H104V78H105ZM123 77L125 78L126 76H123ZM123 77H122V78H123ZM132 77H133V76H132ZM171 77H172V75H171ZM185 77H186V76H185ZM50 78H52V77H50ZM70 78H71V77H70ZM70 78H69V79H70ZM81 78H82V77H81ZM104 78H102V79H104ZM113 78H114V76H113ZM113 78H112V79H113ZM119 78H121V77L119 76L118 79H119ZM130 78H131V77H130V75H129V78H125V80H126V79L128 80V79H130ZM137 78H138V77H137ZM137 78L135 79V77H134V78L132 79V80H135V81H132L131 79H130V80H131L132 82H135V83L137 84V81H136ZM147 78L149 79L148 76H147ZM161 78L159 77L158 79H156V81H157V82H158V81H159V82H160V81H162V82L165 81V79H164V80H163V79H162V80H159V79H161ZM191 78H192V77H191ZM194 78H195V79H194ZM200 78H199V79H200ZM52 79H53V78H52ZM107 79H108V78H107ZM107 79H106V81H107ZM110 79H111V78H110ZM110 79H109V80H110ZM115 79H116V78H114L113 80L115 81ZM118 79H117L116 81H119ZM138 79H140V77H139ZM141 79H142V77H141ZM170 79H171V78H170ZM173 79H174V78H173ZM182 79H183V78H182ZM154 80H155V79H154ZM104 81H105V80H104ZM111 81H112V80H111ZM122 81H124V80L122 79ZM150 81H151V80H150ZM176 81H177V86H178V83L182 82V80H179V78H178ZM176 81H175V83H176ZM179 81H180V82H179ZM183 81H184V79H183ZM198 81H201V80H198ZM112 82H113V81H112ZM119 82H121V79H120ZM124 82H126V81H124ZM127 82H128V81H127ZM132 82H131V83H132ZM139 82H140V81H139ZM139 82H138V83H139ZM154 82H155V81H154ZM154 82H153V83H154ZM165 82H166V81H165ZM165 82H163V83L165 84V87H166L167 85H166ZM168 82L170 83V81H168ZM186 82H187V81H186ZM51 83H52V82H51ZM113 83H114V82H113ZM113 83H112V84H113ZM116 83H117V82H115V85H119V83H117V84H116ZM135 83H134V84H135ZM140 83H141V82H140ZM144 83H146V82H144ZM144 83L142 82L141 85H143ZM147 83H148V81H147ZM147 83H146V84H147ZM149 83H150V82H149ZM149 83H148V85H149ZM155 83H156V82H155ZM183 83H185V82H183ZM195 83L199 84V83L196 82V81H195ZM103 84H105V82H104ZM107 84H108V83H107ZM120 84H121V83H120ZM128 84L130 85V83H128ZM150 84H151V83H150ZM156 84L159 85V83H156ZM156 84H153V85H156ZM164 84H163V85H164ZM180 84H181V83H180ZM109 85H111V84H109ZM115 85H114V86H115ZM129 85H127V83H126L125 85H124V84H123V85L121 84L120 86H126V87H127V86H129ZM138 85H139V84H138ZM148 85H147V86H148ZM187 85H188V84H187ZM187 85H185V86H187ZM194 85H195V84H194V82H193V86H194ZM90 86H91V85H90ZM105 86H106V84H105ZM105 86H104V88H105ZM120 86H119V87H120ZM132 86H133V85H132ZM144 86H145V84H144ZM144 86H143V90H145V89H144ZM147 86H145V87H147ZM160 86H162V85L160 84ZM169 86H170V85H169ZM182 86H184V85H182ZM188 86H190V82H189V85H188ZM200 86H201V85H200ZM107 87H108V86H107ZM110 87H111V86H110ZM110 87H109V88H110ZM126 87H123L124 89H123V88H122V89L125 90L126 94H130V95H131V92L128 93V91H126V89H127ZM134 87H135V86H134ZM137 87H138V86H137ZM137 87H136V88H137ZM163 87H164V86H163ZM165 87H164V89H165ZM179 87H180V85L178 86V88H179ZM86 88H87V85H86ZM86 88H85V89H86ZM112 88H114V87L112 86ZM112 88H111V91H109L110 89L108 90V88H107V89L105 88V89L108 90V92H112V91H114V92H112V93L115 94V90H116V89L113 90ZM116 88H117V90H118V87H116ZM129 88L131 89V85L129 86ZM129 88H128V89H129ZM149 88H150V87H149ZM149 88L147 87L146 89L149 90ZM151 88H152V87H151ZM154 88H155V87H154ZM170 88H171V87H170ZM185 88H186V87H184V90H185ZM188 88H189V87H188ZM197 88H198V87H197ZM204 88H205V87H204ZM204 88H202V89H204ZM130 89H129V91H130ZM132 89H133V88H132ZM181 89H182V87H181ZM181 89H180V90H181ZM186 89H187V88H186ZM190 89H191V87H190ZM199 89H200V87H199ZM87 90H88V89H87ZM117 90H116V94H117V95H118L119 92H122V93H123V90H122V91H121V90H120V91H117ZM134 90H135V89H134ZM143 90H142V91H143ZM150 90H151V89H150ZM153 90H154V89H153ZM153 90H152V91H153ZM155 90H156V89H155ZM165 90H166V89H165ZM193 90H194V89H193ZM208 90H209V89H208ZM102 91H103V90H102ZM131 91H132V90H131ZM146 91H147V90H146ZM173 91L175 92L174 88H173ZM187 91H188V90H187ZM205 91H206V90H205ZM41 92H42V91H41ZM64 92H65V91H64ZM64 92H63V93H64ZM94 92H95V91H94ZM108 92L106 91V93H108ZM125 92H124V93H125ZM139 92H140V91H139ZM165 92H167V91H165ZM170 92H172V91H170ZM170 92H169V93H170ZM184 92H185V91H184ZM184 92H183V94H184ZM188 92H190V90H189ZM188 92H187V95H188ZM192 92H193V91H192ZM195 92H196V90H195ZM208 92H209V91H208ZM101 93H102V92H101ZM112 93H111V94H112ZM145 93H146V92H145ZM149 93H150V92L147 91V93H146L147 96H149V95L152 94V93H151V94H149ZM163 93H164V92H163ZM169 93H168V94H169ZM197 93H198V92H197ZM43 94H44V93H43ZM43 94H42V95H43ZM113 94H112V96H113ZM143 94H144V93H143ZM146 94H145V96H143V97L146 98ZM153 94H154V93H153ZM153 94H152V95H153ZM165 94H166V93H165ZM165 94H164V96H166V97H165V98L163 97L164 99H166L167 96H168V94H167V95H165ZM175 94H176V92L173 93V94H172V93L169 94L170 96L172 95V96L174 97V98H171V97L168 96L169 98H167V99L169 100V102L175 100V98H176V97L174 96ZM183 94H182V95H183ZM201 94H204V93H203V90H202V93H201ZM93 95H94V94H93ZM97 95H98V94H97ZM105 95H106V94H105ZM107 95H108V94H107ZM107 95H106V96H107ZM138 95H139V94H138ZM138 95H137V96H138ZM141 95H142V94H141ZM141 95H139V96L141 97ZM152 95H151V96H152ZM187 95H186V96H187ZM62 96H63V95H62ZM95 96H96V95H95ZM101 96H102V95H101ZM109 96H110V95H109ZM119 96H120V99H121L120 102H121L122 99L125 97V94L123 95L124 97H122V98H121V94H120ZM119 96H117V97H118V98H117V101H118V99H119ZM131 96H132V95H131ZM131 96H130V97H131ZM151 96H150V97H151ZM158 96H160V94H159ZM162 96H163V94H162ZM176 96H177V95H176ZM184 96H185V94H184ZM107 97H108V96H107ZM107 97H103V98H106V101H107V100L109 101V99H111L113 102H117L116 100L114 101L112 98L107 99ZM110 97H111V96H110ZM113 97H114V96H113ZM132 97L134 98L135 96H132ZM132 97H131V98H132ZM140 97H139V98H140ZM189 97H190V95H189ZM193 97H194V96H193ZM49 98H50V97H49ZM51 98H52V97H51ZM133 98H132V99H133ZM136 98H137V97H136ZM145 98H144V101L147 100V99L145 100ZM151 98H153V97H151ZM178 98H179V97H178ZM181 98H182V97H181ZM186 98H187V97H186ZM9 99H10V98H9ZM46 99H47V97H46ZM56 99H58V98H56ZM60 99H61V98H60ZM114 99H115V98H114ZM126 99H127V98H124L123 101H125ZM134 99H135V98H134ZM134 99H133V101H134ZM141 99H143V98H141ZM141 99H140V101H141ZM171 99H173V100H171ZM187 99H188V98H187ZM187 99H185V100L182 99V100H184V101L186 102ZM190 99H192V98L190 97ZM193 99H195V98H193ZM193 99H192V100H193ZM212 99H213V98H212ZM11 100H12V99H11ZM52 100H53V99H52ZM58 100H59V99H58ZM58 100H57V101H58ZM99 100H100V99H99ZM128 100H129V98H128ZM155 100H156V99H155ZM168 100H167V101H168ZM182 100H181V101H182ZM50 101H51V100H50ZM97 101H98V100H97ZM129 101H130V100H129ZM135 101H136V100H135ZM135 101H134V102H135ZM138 101H139V100H138ZM213 101H214V100H213ZM51 102H52V101H51ZM54 102H55V101H54ZM54 102H52V103L55 104ZM99 102H100V101H99ZM118 102H119V101H118ZM118 102H117V103H118ZM120 102H119V103H120ZM151 102H152V101H151ZM158 102H159V101H158ZM190 102H191V101H190ZM42 103H43V102H42ZM49 103H50V102H49ZM119 103H118V104H119ZM179 103H180V102H179ZM186 103H187V105H185V106H188V104H190V103H188V101H187ZM204 103H205V102H204ZM84 104H85V101H84ZM107 104H108V103H107ZM121 104H122V103H121ZM142 104H144V105H143V107H144L146 103L143 102ZM149 104H151V103L148 102V105H149ZM152 104H153V103H152ZM173 104H174V103H173ZM202 104H203V103H202ZM202 104H201V105H202ZM51 105H52V104H51ZM55 105H56V104H55ZM55 105H54V106H55ZM100 105H101V103H100ZM148 105H147V106H148ZM180 105H181V104H180ZM195 105H196V104H195ZM214 105H215V104H214ZM112 106H117V105H115V104L112 103ZM119 106H120V105H119ZM185 106H183V108H184ZM56 107H57V106H56ZM56 107H55V108H56ZM102 107H103V106H102ZM109 107H111V105H110ZM109 107H108V109H109ZM145 107H146V106H145ZM154 107H155V106H154ZM168 107H169V106H168ZM181 107H182V106H181ZM148 108H150V109H149V113H150V112L153 110L152 105H150V107L148 106V107H147V110H148ZM151 108H152V110H151ZM157 108H158V107H157ZM169 108H170V107H169ZM169 108H167V113L170 111V112H169L170 114H169V113L167 114V115H168V118H169V116L171 115L170 117H172V118H170V120L174 119L175 122H176V121L178 122V117H180V116L183 115V114H181L180 116H178V115H179V112H176V111H174V110L171 111ZM183 108L180 109V111H181V110H184ZM189 108H191V107H189ZM198 108H199V107H198ZM26 109H27V108H26ZM29 109H30V108H29ZM48 109H49V108H48ZM104 109H105V108H104ZM144 109H145V108H144ZM158 109H159V108H158ZM158 109H156V110H158ZM168 109H169V111H168ZM177 109H178V108H177ZM191 109H192V108H191ZM51 110H52V108H51ZM106 110H107V109H106ZM111 110H112V109H111ZM140 110H141V109H140ZM145 110H146V109H145ZM24 111H25V110H24ZM58 111H59V110H58ZM109 111H110V109H109ZM113 111H114V107H113ZM117 111H118V110H117ZM117 111H116V108H115V112H117ZM130 111H131V110H130ZM154 111H155V109H154ZM154 111H153V112H154ZM177 111H178V110H177ZM185 111H187V108L185 109ZM188 111L190 112V111H192V110H188ZM204 111H205V110H204ZM115 112H111V114H110L111 116H107V115H105V116H106V117H110V118H108V119L111 120V117L113 116L112 113H115ZM143 112H144V111H143ZM146 112H147V113H146ZM146 112H145V113L148 115V111H146ZM153 112H152V113H153ZM174 112L178 113V115H176ZM201 112H202V111H201ZM57 113H58V112H57ZM109 113H110V112H109ZM145 113H144V114H145ZM183 113H185V112L183 111ZM48 114H49V113H48ZM139 114H140V113H139ZM150 114H151V113H150ZM150 114H149V115H150ZM159 114H160V113H159ZM190 114H191V113H190ZM137 115H138V114L136 113V117H138ZM141 115H142L141 117H143V113H141ZM153 115L156 116V114H153ZM153 115H152V116H153ZM45 116H46V115H45ZM105 116H104V117H105ZM154 116H153V117H154ZM209 116H210V115H209ZM141 117H140V118H141ZM144 117H145V119H148L146 116H144ZM157 117H158V116H157ZM182 117H183V116H182ZM203 117H204V115H202V118H203ZM112 118H113V117H112ZM140 118H138V119H140ZM151 118H152V117H151ZM185 118H186V117L184 116V119H185ZM190 118H191V117H190ZM199 118H200V117H199ZM104 119H105V118H104ZM106 119H107V118H106ZM108 119L105 120L104 123H106V122L108 123ZM152 119H153V118H152ZM152 119H148L149 122H150ZM159 119H160V118H159ZM161 119H162V118H161ZM181 119H182V118H181ZM184 119H183V120H184ZM195 119H196V118H195ZM56 120H57V119H56ZM98 120H99V119H98ZM100 120H101V118H100ZM110 120H109V123H110ZM123 120H124V118H123ZM125 120H127V119H125ZM143 120H144V119H142V120H140V121H143ZM185 120H187V118H186ZM190 120H191V119H190ZM111 121H112V123H113V120H111ZM115 121H116V120H115ZM130 121H131V120H129V122H130ZM144 121H145V120H144ZM152 121H153V120H152ZM194 121H195V120H194ZM197 121H199V120H197ZM71 122H72V121H71ZM85 122H86V121H85ZM123 122H124V121H123ZM145 122H147V121H145ZM157 122H158V121H157ZM189 122H190V121H189ZM189 122H188V123H189ZM81 123H82V122H81ZM101 123H102V122H101ZM101 123H100V124H101ZM116 123H118V122H116ZM119 123H121V125H122V120H120ZM119 123H118V124H119ZM125 123H126V122H125ZM127 123H128V121H127ZM131 123H132V122H131ZM133 123H134V121H133ZM172 123H174V122H172ZM197 123H198V122H197ZM91 124H92V123H91ZM123 124H124V123H123ZM144 124L148 126L147 123H144ZM144 124L142 125L143 128H145V125H144ZM184 124H185V122H184ZM199 124H200V123H199ZM57 125H58V124H57ZM82 125H83V124H82ZM92 125H93V124H92ZM134 125H135V124H134ZM137 125H138V124H137ZM151 125H152V122H151ZM175 125H176V123H175ZM179 125H180V124H179ZM190 125H191V124H189V126H190ZM83 126H84V125H83ZM87 126H88V125H87ZM96 126H98V125H96ZM100 126H101V125H100ZM111 126H114V125L112 124ZM111 126H110V127H111ZM118 126H119V125H118ZM130 126H131V125H130ZM154 126H157V124H155ZM166 126H167V125H166ZM172 126H174V125H172ZM172 126H170V127L174 129L175 126H174V127H172ZM176 126H177V125H176ZM181 126H183V125H181ZM192 126H193V125H192ZM98 127H99V126H98ZM101 127H102V126H101ZM110 127H108V128H110ZM114 127H115V126H114ZM126 127H127V126H126ZM132 127H133V126H131V128H132ZM134 127H135V126H134ZM139 127H141V124H139ZM148 127H151L150 124H149ZM148 127H146V128H148ZM157 127H158V126H157ZM170 127H169V128H170ZM187 127H188V125H187ZM95 128H96V127H95ZM106 128H107V127L105 126L104 129H106ZM108 128H107V129H108ZM111 128H112V127H111ZM116 128H117V127H116ZM116 128H113V129L115 130ZM123 128H124V127H123ZM152 128H153V126H152L151 128H148V129L150 130V129H152ZM171 128H170V129H171ZM177 128H178V127H177ZM185 128H186V127H185ZM96 129H97V128H96ZM126 129H127V128H126ZM126 129H125V130H126ZM133 129H134V128H133ZM133 129H132V130H133ZM153 129H155V128H153ZM173 129H171V131H172ZM192 129H193V128H192ZM91 130H92V129H91ZM108 130H109V129H108ZM108 130H104V132H105V131L109 132ZM114 130H113V132H114ZM123 130H124V129H123ZM125 130H124V132H125ZM137 130H139V128H138ZM144 130H145V129H143V131H144ZM155 130H156V129H155ZM155 130H154V131H155ZM94 131H96V130H94ZM98 131H99V130H98ZM110 131H112V129H111ZM118 131H119V130H118ZM127 131H129V130L127 129ZM130 131H131V129H130ZM143 131H142V132H143ZM147 131H148V130H147ZM179 131H180V130L176 131V127H175V131L173 130V132H176V133H173V134H175V135H173V138H174V137H177L176 134H177V132H179ZM194 131H196V130H194ZM55 132H56V131H55ZM55 132H54V133H55ZM113 132H112V133H113ZM116 132H117V131H116ZM116 132H114V133H116ZM134 132H135V131H134ZM136 132H137V131H136ZM140 132H141V130H140ZM151 132H152V131H151ZM156 132H157V131H156ZM182 132H183V131H182ZM186 132H187V131H186ZM105 133H106V132H105ZM109 133H110V132H109ZM126 133H127V132H125V134H126ZM180 133H181V132H180ZM189 133H190V132H189ZM107 134H108V133H107ZM118 134H119V133H118ZM121 134H122V132H121ZM149 134H150V133H149ZM151 134H154V133H151ZM184 134H185V133H184ZM99 135H100V133H99ZM99 135H98V136H99ZM114 135H115V134H113V136H114ZM190 135H191V133H190ZM98 136H97V137H98ZM125 136H126V135H125ZM140 136H142V135H140ZM171 136H172V135H171ZM99 137H100V136H99ZM119 137H120V139L122 138V136H121L120 134H119ZM119 137H117V138H119ZM129 137H130V136H129ZM145 137H147V136H145ZM100 138H103V137H100ZM109 138H110V137H109ZM111 138H112V137H111ZM125 138L127 139V137H125ZM133 138H134V137H133ZM138 138H139V137H138ZM140 138H141V137H140ZM152 138H153V137H152ZM152 138H151V139H152ZM184 138H186V136H185ZM203 138H204V137H203ZM106 139H107V138H106ZM106 139H105V141H106ZM114 139L116 140L115 137H114ZM114 139H113V140H114ZM126 139H125V140H126ZM131 139H132V138H131ZM141 139H142V138H141ZM143 139H144V138H143ZM148 139H149V138H148ZM151 139H150V140H151ZM194 139H195V138H194ZM101 140H102V139H101ZM127 140H128V139H127ZM137 140H138V139H137ZM97 141H98V140H97ZM99 141H100V140H99ZM99 141H98L97 143H99ZM102 141H104V140H102ZM109 141H111V140L109 139ZM117 141H118V139H117ZM121 141H122V139H121ZM132 141H133V139H132ZM132 141H131V143H133ZM138 141H139V140H138ZM141 141H142V140H141ZM147 141H148V140H147ZM152 141H153V140H152ZM106 142L108 143V141H106ZM106 142H105V143H106ZM114 142L116 143V141H114ZM114 142H112V144H114ZM124 142H125V141H124ZM134 142H135V140H134ZM148 142H149V141H148ZM175 142H176V141H175ZM119 143H120V142H119ZM126 143H127V142H126ZM136 143H137V141H136ZM141 143H142V142H141ZM201 143H202V142H201ZM102 144H103V143H102ZM102 144L100 143V145L98 144V146H99V147H102V149H103V146H101ZM108 144H109V143H108ZM112 144H111V146H112ZM129 144H130V142H129ZM142 144H143V143H142ZM152 144H153V142H152ZM159 144H160V143H159ZM103 145H104V144H103ZM127 145H128V143H127ZM130 145H131V144H130ZM134 145H136V144H133V146H134ZM157 145H158V144H157ZM107 146H108V145H107ZM117 146H118V145H117ZM119 146H120V145H119ZM119 146H118V149H119ZM122 146H123L122 149H124V145H122ZM99 147H98V149H99ZM109 147H110V146H109ZM128 147H129V149H130V147H131V149H132V146H129V145H128ZM138 147H139V146H138ZM151 147H152V146H151ZM95 149H96V147H95ZM106 149H108V147H104L103 150L106 151ZM110 149H111V147H110ZM110 149H109V150H110ZM112 149H113V147H112ZM118 149H117V147H116V149H113V151L116 150V151L119 152L120 150H118ZM129 149H127V150L129 151ZM135 149H136V147H135ZM139 149H140V147H139ZM185 149H186V147H185ZM96 150H97V149H96ZM100 150H101V149H100ZM132 150H134V147H133ZM137 150H138V149H137ZM137 150H135V151H137ZM144 150H145V149H144ZM158 150H159V149H158ZM97 151H98V150H97ZM107 151H108V150H107ZM116 151H114V152H115V153H118V152H116ZM124 151H125V150H124ZM90 152H91V151H90ZM111 152H112V150H111ZM111 152H108V153H111ZM121 152H123V150L120 151V153H121ZM170 152H171V150H170ZM101 153H102V151H101ZM105 153H106V152H105ZM115 153H113V154H115ZM120 153H118V154H120ZM125 153H127V152H125ZM134 153H135V152H134ZM142 153H143V152H142ZM149 153H150V152H149ZM118 154H115V155L117 156ZM121 154H122V153H121ZM131 154H132V153H131ZM131 154H129V155H131ZM145 154H146V153H145ZM174 154H175V153H174ZM174 154H173V155H174ZM108 155H109V154H108ZM122 155H124V154H122ZM125 155H126V154H125ZM127 155H128V154H127ZM138 155H139V154H138ZM103 156H104V155H103ZM112 156H113V155H112ZM112 156H111V157H112ZM120 156H121V155H120ZM120 156H119V157H120ZM135 156H136V155H135ZM135 156L133 155V157H135ZM141 156H142V155H141ZM146 156H147V155H146ZM182 156H183V155H182ZM199 156H200V155H199ZM100 157H101V156H100ZM107 157H108V156H107ZM122 157H123V156H122ZM122 157H120V158H122ZM133 157H131V158L133 159ZM138 157H139V156H138ZM157 157H158V156H157ZM101 158H102V157H101ZM101 158H100V159H101ZM126 158H129V159H130V157H125V158L122 159V160H126ZM150 158H151V157H150ZM205 158H206V157H205ZM116 159H119V158H116ZM132 159H130V160H132ZM141 159H143V158H141ZM145 159H146V157H145ZM105 160H106V159H105ZM105 160H104V161H105ZM119 160H121V159H119ZM137 160H138V159H137ZM185 160H186V159H185ZM196 160H198V159H196ZM104 161H103V162H104ZM127 161H128V160H127ZM133 161H134V160H133ZM135 161H136V160H135ZM144 161H145V160H144ZM109 162H110V160H109ZM114 162H115V161H114ZM116 162H117V161H116ZM123 162H126V161H123ZM150 162H152V159H151ZM150 162H149V163H150ZM170 162H171V161H170ZM196 162H197V161H196ZM101 163H102V162H101ZM141 163H143V162H141ZM172 163H173V162H172ZM174 163H175V162H174ZM176 163H177V162H176ZM135 164H136V162H135ZM170 164H171V163H170ZM197 164H198V163H197ZM102 165H103V163H102ZM143 165H144V164H143ZM171 165H172V164H171ZM179 165H180V164H179ZM136 166H137V164H136ZM148 166H149V165H148ZM169 166H170V165H169ZM196 167H197V165H196ZM109 169H111V168H109ZM140 169H141V168H140ZM142 169H143V168H142ZM144 170H145V169H144ZM147 170L149 171L148 168H147ZM174 170H175V169H174ZM107 171H108V170H107ZM107 171H106V172H107ZM137 171H138V168H137ZM106 172H105V173H106ZM109 172H110V171H108V173H109ZM144 172H145V171H144ZM144 172H143V173H144ZM160 172H161V171H160ZM162 172H163V171H162ZM164 172H165V171H164ZM164 172H163V173H164ZM139 173L142 174V172H139ZM154 173H155V172H154ZM156 173H157V172H156ZM156 173H155V174H156ZM168 173H169V170H168ZM168 173H167L166 176H168ZM136 174H137V173H136ZM161 174H162V173H161ZM106 175H107V174H106ZM147 175H148V174H147ZM152 175H154L153 172H152ZM152 175H151V177H150L149 179L152 180L153 178H155V179L157 178V177H155V175H154L153 178H152ZM159 175H160V174H159ZM159 175H158V176H159ZM162 175H163V174H162ZM102 176H103V175H102ZM135 176H137V175H135ZM140 176H141V175H140ZM140 176H139V177H140ZM164 176H165V173H164ZM169 176H170V175H169ZM162 177H163V176H162ZM94 178H95V177H94ZM167 178H168V177H167ZM167 178H166V180H167ZM176 178H177V177H176ZM158 179H159V183H160V178H158ZM163 179H165V178H163ZM137 180H138V178H137ZM153 180H154V179H153ZM166 180H164V181H166ZM168 180H169V179H168ZM99 181H100V180H99ZM99 181H98V182H99ZM138 181H140V179H139ZM155 181H156V180H155ZM162 181H163V180H162V178H161V183H162ZM164 181H163V182H164ZM141 182H142V181H141ZM144 182H145V180H144ZM148 182H149V181H148ZM166 182H167V181H166ZM141 184H142V183H141ZM156 184H158V183L155 182V185H156ZM143 185H144V184H143ZM161 185H162V184H161ZM138 186H140V182H139V185H138ZM148 186H149V185H148ZM143 188H144V187H143ZM142 191H144V190H142ZM146 192H147V191L145 190L144 193H146ZM138 193H141V191L139 192V190H138ZM141 194H142V193H141ZM183 200H184V199H183ZM143 206H145V204H144ZM135 207H136V206H135ZM136 208H137V207H136ZM144 208H145V207H144ZM127 210H128V209H127ZM140 210H142V209H140ZM140 210H139V211H140ZM123 211H124V210H123ZM135 211H137V210H135ZM125 213H126V211H125ZM128 213H130V212H128ZM136 213H137V212H136ZM138 213H139V212H138ZM128 216H129V214H128ZM130 216H131V213H130ZM137 216H139V215H137ZM137 216H136V218H137ZM128 218H130V217H128ZM134 218H135V217H134ZM134 218H133V221H134ZM136 218H135V220L138 221V219H136ZM131 219H132V218H130V220H131ZM130 220H128V219L126 220V219H125V221H126V227H125V228L127 229V231H125L126 233H127L128 231L131 232V228H130V230H128V228H127V225L129 224V221H130ZM134 223H135V221H134ZM136 223H137V222H136ZM130 224H131V223H130ZM132 226H133V225H132ZM139 226H140V224H139ZM21 227H22V226H21ZM136 227H137V226H136ZM140 227H141V226H140ZM16 228H17V227H16ZM132 228H133V227H132ZM21 229H22V228H21ZM126 229H125V230H126ZM12 230H13V229H12ZM134 230H136V229H134ZM21 231H22V230H21ZM121 231H123V230L121 229ZM18 232H19V231H18ZM26 232H27V231H26ZM237 232H240L239 229L236 230V231H234V233H232L231 235H228V236H227V242H225V243L228 245V249H227V251L225 252V253H226V256H228L227 254H229V252H230V251H229V246H230V244H231L232 242H236V243H238L237 241L242 240V239H246L247 241L251 240L249 237L244 238V237H242V236H238ZM21 233H23V232H21ZM131 233H132V232H131ZM13 234H14V233H13ZM127 234H128V233H127ZM129 234H130V233H129ZM239 234H240V233H239ZM131 235H132V234H131ZM185 235H186V234H185ZM236 235H237V239L234 238ZM113 236H114V235H113ZM18 237H19V235H18ZM127 237H128V236H127ZM20 238H21V237H20ZM20 238H19V239H20ZM14 239H15V238H14ZM12 240H13V239H12ZM22 240H23V239H21L20 241L22 242ZM125 240H126V239H125ZM13 241H14V240H13ZM16 241H17V240H16ZM18 241H19V240H18ZM9 242H10V241H9ZM21 242H20V243H21ZM100 242H101V241H100ZM20 243H16V245H17V244H20ZM111 243H112V242H111ZM11 244H12V243H11ZM133 245H134V244H133ZM110 246H112V245H110ZM1 247H2V246H1ZM139 247H140V246H139ZM8 248H9V247H8ZM6 249H7V248H6ZM9 249H10V248H9ZM12 249H13V246H12ZM12 249H11V251H12ZM2 251H3V250L1 249V252H2ZM4 251H5V250H4ZM4 251H3V252H4ZM8 251H9V250H8ZM11 251H10V252H11ZM4 253H5V252H4ZM263 253H264V252H263ZM3 255H4V254H3ZM13 257H14V256H13ZM12 259H13V258H12ZM41 259H43V258H42L41 255H40V256H39V260L41 261ZM195 261H196V260H195ZM62 263L65 264V262H62ZM59 264H60V263H59Z\"/></svg>", "mask_w": 264, "mask_h": 264}, {"label": "crops", "instance_id": "3", "mask_svg": "<svg viewBox=\"0 0 264 264\" xmlns=\"http://www.w3.org/2000/svg\"><path fill=\"white\" fill-rule=\"evenodd\" d=\"M48 199V198H47Z\"/></svg>", "mask_w": 264, "mask_h": 264}]
</instances>
